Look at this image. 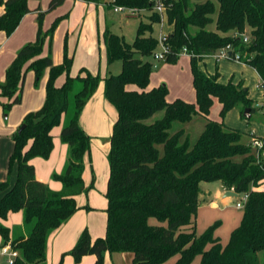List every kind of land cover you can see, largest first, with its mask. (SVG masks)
<instances>
[{"label":"trees","instance_id":"obj_1","mask_svg":"<svg viewBox=\"0 0 264 264\" xmlns=\"http://www.w3.org/2000/svg\"><path fill=\"white\" fill-rule=\"evenodd\" d=\"M63 1L49 0L47 11ZM215 1L218 7L209 0H163L166 20L172 27L167 34L169 51L164 62L174 64L186 50L195 103L167 102L164 85L148 89L153 71L149 58L157 41L146 34L152 23L160 21L156 13L150 17V25L138 27L132 44L108 31L104 33L107 63L118 60L122 64L120 74L104 79V98L117 112L104 195L106 231L103 238L94 241L86 229L82 231L69 251L76 262L84 256H94L93 264H103V254L108 252L130 254L131 264H165L172 257H177L173 264H192L197 257L198 264H253L254 257L264 251V191L255 190L264 180V139H258L262 150L253 154L250 147L240 142V132L208 119L214 100L221 106V121L238 102L242 103L240 115L244 118L246 108L254 110L253 102L246 98L247 91L241 85H221L217 74L206 75L195 66L197 60L230 46L243 64L264 79V0ZM106 3L112 9L153 10L149 0ZM27 4L28 0H0L4 9L0 32L9 36L15 31L21 19L31 12ZM41 17L42 14L38 19ZM211 25L214 30L207 29ZM54 28L55 24L46 32L37 30L35 41L18 50L0 84V105L6 111L21 102L26 72L32 71L37 83L48 69L42 107L24 116V128L12 138L8 175L16 164V181L12 187L8 180L0 182V191L5 192L0 198L1 248L9 245L17 253L12 264H45L48 236L78 210L75 197L90 189L82 178L89 137L80 127L79 118L97 89L99 77L85 69L70 77L72 58L66 51L59 65H54L49 55L40 57ZM244 36L247 42H243ZM61 75H65V81L56 86ZM71 95L74 107L69 112ZM158 113L162 116L155 119ZM63 116L67 121L60 131V140L67 145V155L63 171L52 176L62 185L59 192H54L35 178L30 160L49 158L53 149L51 131L60 125ZM194 116H200L205 126L193 144L183 138V130L171 133L173 123L184 125ZM213 182H220L225 190L240 196L247 194L241 221L225 245L213 235L217 224L200 236L195 231L199 185ZM19 211L23 212L28 233L26 237L11 239L9 228L1 221L9 213ZM150 219H155L156 224Z\"/></svg>","mask_w":264,"mask_h":264},{"label":"rangeland","instance_id":"obj_2","mask_svg":"<svg viewBox=\"0 0 264 264\" xmlns=\"http://www.w3.org/2000/svg\"><path fill=\"white\" fill-rule=\"evenodd\" d=\"M75 1L77 0H64L60 6L53 9L52 11H47V6L46 9L41 8V6L39 5V3H41V0H28L27 5L31 12L36 11L38 13L36 18L37 30L40 28L43 32H46L55 24L52 39L50 41L48 40L47 44L49 45V49H53L55 46H58V49H60L61 54L66 51L67 55L72 58L70 77H76L82 67H87L92 74L99 77V84L93 96H96L98 91L100 90L104 97V79L112 75L114 76L120 74L122 71V64L118 60L112 62L111 64H108L105 51H101L100 54L98 53V51H96L94 58L89 57V55L81 56V53L78 51L76 59L74 58V36H71L70 32L62 30L61 23L64 20H68L69 14L73 8ZM195 1L203 3L207 0ZM209 1H212L215 6L218 7V4L215 0ZM33 3H35V5L33 6V8H30L31 4ZM62 8H65V12H63L62 14H57L58 10ZM153 13V10H144L137 11L135 15H131L125 10L116 13L113 11L112 8L102 7L101 14L98 15L99 26H103V33L108 31L113 35L123 37L126 43L132 44L135 40L138 27L141 24L150 25V17ZM40 14H42V17L38 19V16ZM166 27L167 25H165L164 23L161 24L160 21L154 22L151 24V31L147 33V36L150 35L154 40L158 41L159 37L162 34H165ZM207 29L214 30V26H208ZM75 36L77 37L78 35ZM100 44L101 47L102 45L104 46L103 35H101L100 37ZM159 52L160 49L156 47L154 54H158ZM153 55L149 58L150 62L153 65V71L149 78L150 86L158 87L164 85L167 90V102L182 100L187 103H195L196 95L192 85L190 58L186 57L181 53L179 54L174 64H167L164 62V60H158L157 58H154ZM75 61L80 62L81 66H75ZM219 61L220 62L218 63L219 65H217V68L216 60L214 57H210L209 59H205L204 61L201 59L197 60L195 66L198 71L206 75L215 76L217 74L218 83L221 85H241L243 89L247 91L246 98L253 102V108H256L257 105L260 108L257 112H253L251 114L250 119L244 120V118H242L240 115L243 106L241 102H238L233 108H231L226 113L225 117L221 121L219 118L220 107L218 105V102L214 100L209 110V119L218 123L222 122L225 128L240 132V142L243 145L250 147L251 152L255 154L256 150L252 145V134H254L255 137H264V108L262 107L263 104H261L264 97L263 93L258 92L255 89L256 85L259 83V77L254 73V71L249 65V67H243L242 65H239V63L236 64L235 61L230 59H219ZM46 71L47 69L43 72L42 77L37 83L34 73L32 71H28V74H33V80L29 83L28 88L27 86H25L24 88L23 97L25 98V100L31 98L34 93H37ZM4 80L0 84H3ZM108 104L111 106V113L108 112L104 114L102 124H98V122V125L95 126V131L86 132L79 123L84 133L89 137V151L85 158L88 164V169L86 170V182H88V187H90V189L86 193H82L84 194L82 195L83 203L80 204V200L78 199L77 205L78 209L80 210V212L82 211L83 214V216L80 217V220L85 224L84 230L86 229L89 232L90 238L92 240L97 238H103L105 236L106 231V217L104 212V210L106 209V200L104 196L105 194L103 190V184H106L108 178V154L110 148V137L112 135L113 125L117 119L116 109L109 102ZM14 106L5 111L0 105V122L4 126H10L15 120L12 111ZM73 107L74 99L71 95L69 112L73 110ZM161 116L162 113H158L154 116V118L158 119ZM65 118L66 117L64 116L62 120H65ZM22 121L19 124L17 130H12V132H9L8 137L11 141L13 135L18 131L19 127L22 125ZM175 124L178 125L179 123ZM204 126L205 121L199 116H194L188 125L182 126V128L185 130L183 138H187L189 143L193 144L197 140L200 133L203 131ZM263 154L264 153H261V155ZM16 168L17 166L16 164H14L11 167L10 175L11 172L13 173ZM84 169H86L85 163ZM217 187V182L202 183L199 189L201 188L202 190L208 189L214 191V189ZM86 199L89 200L91 206L88 205ZM229 210L230 209H228V211ZM236 212L238 213V211ZM150 223L156 224V220L150 219ZM214 224H217V227L214 230L213 235L220 240L222 245H225L228 242L232 231L229 232V235L226 234L227 236L223 234V232H220V235H218V237L216 236V233H218V230L223 227L220 220H216ZM208 228L202 231L199 229V225L197 223V227L195 230L196 235H202ZM27 232V227L24 225L23 218L21 220V223L17 226H14L11 230V234L15 238L26 236ZM50 235L48 236L46 242L45 264H87L86 261H84L86 259L82 260L83 257L79 262H76L74 258L69 254V251L74 246L67 252H61L59 257H56L58 242L55 243L54 249H52L51 243L49 244ZM1 246L2 241L0 242V247ZM176 258L177 257H172L165 264H173ZM5 259L6 257H3L1 258V261L5 262ZM198 263L199 258L197 257L192 264ZM103 264H131V257L128 253L110 254L108 252H105L103 254ZM253 264H264V251L258 253L254 257Z\"/></svg>","mask_w":264,"mask_h":264},{"label":"crops","instance_id":"obj_3","mask_svg":"<svg viewBox=\"0 0 264 264\" xmlns=\"http://www.w3.org/2000/svg\"><path fill=\"white\" fill-rule=\"evenodd\" d=\"M108 1L109 0H105V2L98 1L97 3H92V2H85L84 0H77L74 2L68 20H64L61 23L62 30H66L67 32L71 33V36L72 35L74 36L73 41H75V48H74L75 59L78 55V51L81 53V56L89 55V57L91 58H94L96 51H98L99 54L101 51H105V45L104 46L102 45L101 47L100 44V37L101 35H104V33H103V26L101 27L99 26L98 15L101 14L102 7L110 8L108 6V3H106ZM47 2L49 3L48 0H41V3H39V5L41 6V8L46 9V6L48 7ZM34 5L35 3L31 4L30 8H33ZM3 10H4L3 6H0V15L3 13ZM63 12H65V8L58 10L57 14H62ZM37 14L38 13L36 11L27 13L21 19L15 31L9 36H7L4 32H0V83L4 80L5 70L15 58L18 50L25 44L35 41L37 34V24H36ZM163 23L167 25L165 34L170 33L172 31V27L168 25L166 18L163 21ZM75 35L78 36L76 37ZM47 43H48V39H46L44 43L43 51L40 57H45L49 55L54 65L61 64L64 53L61 54L60 49H58V46L57 47L55 46L53 49H49V45ZM182 54L190 58L189 55L185 53ZM210 57L212 56L205 57L201 60L204 61L205 59H209ZM215 60H216V68H217V65H219L218 63L220 61L219 59H215ZM237 63H239V65H242L243 67L248 66L246 64H243L242 62H236V64ZM74 64L75 66H81L80 62L75 61ZM81 69H85L89 73H91L87 67H82ZM252 70L259 77V81H260L261 77L256 73V71L253 68ZM47 78H48V69L41 82V85L39 86V90L37 91V93H34L31 96V98L25 100V98L23 97L24 88L25 86H27L28 88L29 83L33 80V74L32 73L28 74L27 71L22 85L21 102L15 105L12 110L15 120L12 122L10 126H4L0 122V182H4L8 180L9 187H12L14 185L17 176V168L13 171V173L11 172V175L10 174L8 175V160L13 152V141H11L8 137L9 132L10 131L12 132V130H17L19 124L22 121V118L27 113L37 111L42 107L45 100V85ZM64 81H65V75H61L56 79L55 84L56 86H60ZM152 88H154V86H150V81H149L148 89H152ZM256 91L261 92L258 89H256ZM1 101H5V100L1 99ZM261 104H263L262 107L264 108V98ZM218 105L219 107H221L219 103ZM259 108L260 107H258V105L256 106V108H253L254 110L252 112H249L250 114L249 118H244V120L250 119L251 114L253 112H257ZM108 112L111 113V106L108 104V102L103 97V94L99 90L97 95L92 96L85 105L80 115L79 123L86 132L95 131L96 130L95 126L98 124H102L103 116L105 113ZM62 119L60 125L53 128V130L51 131L53 149L49 155V158L46 160L41 158H34L30 160V164L34 167L35 178L38 181L45 184L51 191L54 192H59L62 189V185L60 182L53 180L52 176L53 174H60L63 171L66 161V155H67V145L63 144L60 140V131L67 121L66 118L65 120ZM188 124L189 123L184 125L183 124L176 125L175 123H173V125L175 126L172 125L171 132L175 133L180 130H183L185 132L182 126H186ZM251 137L252 140L264 139V137L262 138L255 137L254 134H252ZM30 144L31 142L27 144L25 150L29 148ZM84 161H85L84 163L86 164V169H84L83 171L82 178L85 187H88V182H86L87 180L86 170L88 169L86 158H84ZM108 175H109V168H108ZM217 183H218V187L215 188L214 191L208 189L202 190L200 188L199 206L197 208V213L195 218V230L197 227V223L199 225V229L203 231L209 226L213 225L216 220H220L223 228H220V230H218L216 236L220 235V232H223V234L225 235L226 234L229 235V232L234 230L239 225L242 217L243 211L241 209L236 208V203L239 201L241 196L238 194L235 197L226 196L225 194L228 191L222 187L220 182ZM106 184H103L104 194L106 191ZM201 185L202 183H200L199 187H201ZM255 190L264 191V180L259 184V186ZM4 193L5 192L0 191V198L4 195ZM82 195L84 194H80L75 197L76 205L78 203V199L80 200L79 201L80 204L83 203ZM86 200L88 205H90L89 200L88 199ZM106 207H107V201H106ZM228 209L230 210L228 211ZM235 210L238 211V213ZM82 216H83L82 211L80 212V210L78 209L65 224H63L61 227H59L57 230L51 233L50 241H49V244L51 243L52 246L51 248L54 249L55 243L58 242L56 257H59L61 252H67L77 242L80 234L84 230V225H85L80 220V217ZM105 217H106V213H105ZM22 218H23V212L19 211L16 213H9L7 215V218L1 221V223L4 226L9 228L11 239L15 238L11 234L12 228L14 226L19 225L21 223ZM26 236H21V237H26ZM3 257L4 256L0 254V264H6V259L5 262L1 261V258ZM130 257L132 260L131 255ZM83 259H86L84 261H86L87 264H93L95 257L85 256L82 258V260Z\"/></svg>","mask_w":264,"mask_h":264},{"label":"built area","instance_id":"obj_4","mask_svg":"<svg viewBox=\"0 0 264 264\" xmlns=\"http://www.w3.org/2000/svg\"><path fill=\"white\" fill-rule=\"evenodd\" d=\"M149 3L152 5L154 13H156L160 19L161 24L166 18V10L164 6L163 0H149ZM127 11L131 15H135L138 10L135 9H126L122 7H115L113 8L114 12H119V11ZM166 40H167V34H162L158 41L156 47L160 49V52L158 54H154L153 57L157 58L158 60H164L166 55L168 54L169 48L166 45ZM248 38L247 36H244L243 42H247ZM229 52H231V56H229ZM182 53H186V50L183 49ZM188 55V54H187ZM215 59H230L235 62H241L240 55L238 53L233 54L231 51L230 46H226L225 48H222L218 52H216L214 55H212ZM256 89L260 90L264 94V79H260L259 83L256 85ZM252 145L255 148L256 152H259L262 150V142L258 139H253L252 140ZM247 200V194L241 195L239 201L236 203V208L237 209H243L244 203ZM0 254L4 257H6V264H12L14 258L17 256V253L13 250H11L10 246H5L0 249Z\"/></svg>","mask_w":264,"mask_h":264},{"label":"water","instance_id":"obj_5","mask_svg":"<svg viewBox=\"0 0 264 264\" xmlns=\"http://www.w3.org/2000/svg\"><path fill=\"white\" fill-rule=\"evenodd\" d=\"M228 55L231 56V52H229ZM249 112H250V110H249L248 108H246V109L244 110V112H243V116H244V118H249V116H250ZM23 128H24V126H21V127L18 129V133H20V132L22 131ZM225 195H226V196H234V197H235L237 194L234 193L233 191H228V192H226Z\"/></svg>","mask_w":264,"mask_h":264}]
</instances>
